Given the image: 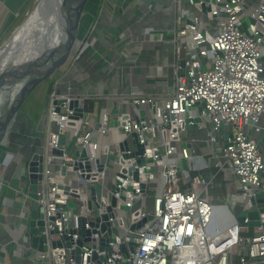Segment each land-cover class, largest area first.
<instances>
[{
  "label": "built area",
  "instance_id": "1",
  "mask_svg": "<svg viewBox=\"0 0 264 264\" xmlns=\"http://www.w3.org/2000/svg\"><path fill=\"white\" fill-rule=\"evenodd\" d=\"M203 6L208 8L205 13ZM175 8L173 93L163 98L130 97L129 104L141 107L144 115L126 111L114 116L126 137L116 147L104 142L112 131L113 112L103 111L98 122L85 117V109L83 118L74 117L73 101H96L97 96L71 94L60 88L49 95V133L40 152L43 163L38 191L45 224L37 235L44 237L47 250L39 251L31 245L32 201L24 168L16 174L20 185L10 197L8 193L4 197L9 217L26 220L20 243L29 252L31 264H91L94 251L101 254L99 249L92 248V242L85 244L89 249L81 263L71 257L79 238V218L89 221L94 212L97 216L108 214L113 198L117 205L113 207L115 217L109 218V222L117 240L109 243L110 254L107 250L102 253L105 260L101 264H232L234 256L239 264H264V215L261 226L255 228L257 233L251 237L242 233L249 229V218L245 227L236 221L223 229L214 226L215 206L190 184H184L186 172L177 167L182 161L190 163L194 159L187 144V139H193H184L181 134L188 128V118L201 117L203 122L198 126L207 129L215 151L231 168L240 190L234 199L244 206V211H251L255 207L252 199L264 192V159L252 134L264 129L260 125L264 116V0H175ZM244 19L253 22L245 27ZM196 103L202 105L201 111L194 107ZM234 129L235 136L225 146L222 136ZM217 131L224 134L217 135ZM67 139L75 141L76 157L68 154ZM129 139L134 149L130 148ZM135 140L141 150L136 148ZM83 152L85 158H81ZM133 155L136 157L130 158ZM13 157L14 154L7 153L4 163ZM131 167L138 171L137 180L129 173ZM151 168L153 173L149 172ZM120 174L124 178H119ZM3 179L0 176V194ZM128 184L132 185V192L126 189ZM191 184L207 183L198 174ZM81 188L86 190L85 195ZM149 191L156 193L151 211L145 204ZM20 193L25 194L26 200L17 207L15 196ZM73 197L80 201L81 208ZM120 203L123 208H119ZM18 208L20 214L14 212ZM148 216L152 219L138 231H130L132 224ZM89 229L92 230L91 225L86 223V230ZM64 234L71 236L72 247L53 249L52 241L60 240ZM129 234L136 237L138 247L134 255L125 259L121 245H128ZM102 237L107 238V232ZM90 238L97 236L91 234Z\"/></svg>",
  "mask_w": 264,
  "mask_h": 264
},
{
  "label": "crops",
  "instance_id": "2",
  "mask_svg": "<svg viewBox=\"0 0 264 264\" xmlns=\"http://www.w3.org/2000/svg\"><path fill=\"white\" fill-rule=\"evenodd\" d=\"M87 5L81 35L79 34L77 54L69 60L66 69L62 68L58 77H55L58 89L60 88L63 92L88 93L98 97L96 101L86 100L85 102V112L87 104L90 107L85 114L88 119L93 118L98 122L103 111L113 112L112 131L104 142L116 147V144L123 142L126 137L118 129L114 116L126 111L144 115L141 107L129 104L130 97L152 95L163 98L173 93L176 78L173 42L176 27L175 0H93ZM19 8L15 9L19 10ZM2 19L0 27L8 28L9 20H5V15ZM46 97L44 112L38 119L37 128L30 122L28 116L21 114L10 129L9 148L12 150L5 152L0 149V156L3 153L5 157L7 153L10 156L14 154L12 161L8 159L9 164L4 163L5 159L0 163V171L5 170L0 172L4 180L13 161L19 159L17 161L20 164L25 163L36 153L42 152L45 147L49 133V122H47L49 95ZM30 106L32 108V105ZM260 125L264 127V116ZM189 130L193 132L188 138L193 140L187 139V144L194 159L190 163L187 161L180 163L182 170L186 172L183 176L184 184H190L196 193L201 194L215 206L214 226L226 228L233 222H238V214L244 211V206L234 199L240 193L236 178L229 165L218 155L209 141L207 129L201 126L198 129ZM198 130L204 131L205 136L195 135ZM252 134L258 142L264 159V129ZM69 141L74 140L67 139L66 143ZM128 142L130 148L134 149L132 140L129 139ZM73 143L72 150L76 152L77 146L75 141ZM226 170L231 172L230 180L225 179ZM16 174L12 176L13 179L16 178ZM198 174L203 175L206 185L191 184L193 177ZM12 178L5 191L9 197L14 193L12 192L14 188L18 187L13 186ZM10 187H12L11 190ZM229 189H234L237 193L234 194ZM258 196L262 200L261 193ZM17 203V207H20L21 202L17 201ZM256 203L252 211L263 209V201ZM18 210L15 209L14 212ZM9 214L8 209L5 213H0L2 216L0 217L2 264H31L29 252L23 249L20 243L23 226L19 230L17 220L11 216L8 217ZM252 228L249 226V229H245L244 235L249 234ZM232 264H239L236 256Z\"/></svg>",
  "mask_w": 264,
  "mask_h": 264
},
{
  "label": "water",
  "instance_id": "3",
  "mask_svg": "<svg viewBox=\"0 0 264 264\" xmlns=\"http://www.w3.org/2000/svg\"><path fill=\"white\" fill-rule=\"evenodd\" d=\"M90 0H40L37 8H41V5L45 3L47 5L48 15H52L54 18V24L52 29L47 32V34H53L55 31L59 33L58 42L56 45H50L48 38H43L42 44L40 47L41 50L36 58L30 60L28 63L20 64L19 66L9 67L6 72L0 74V147L3 150L10 149L6 146H3L4 139L8 138L10 129L12 128L15 120L19 114L23 113V106L28 101L29 96L34 93V90L39 86L47 83L50 79L58 75L59 71L67 65L69 60L76 56L77 50L79 47L78 39L83 24V18L86 14V6ZM209 1V0H204ZM213 2L215 0H212ZM49 2V3H48ZM203 12L205 13L208 8L203 6ZM253 22L251 19H244V26L248 27L249 23ZM51 26V25H50ZM51 28V27H50ZM184 65V62L181 64ZM6 84V85H5ZM84 107L85 101L75 100L71 104V108H76L75 118H83L84 116ZM194 107H197L199 111L202 110V105L196 103ZM143 114V113H142ZM194 121V124L190 122ZM203 122L201 117H196L195 119H187V127L189 129H198V124ZM223 127H221V130ZM237 130L234 129L230 132H226L223 136L225 146H229V140L233 139ZM217 141H220V138L216 137ZM136 148L142 149V147L134 141ZM57 153V152H56ZM85 152L82 153L81 158H85ZM136 157V155L131 156L130 158ZM150 161V159H149ZM42 163L43 155L41 153H36L31 159H27L24 169L27 172V177L29 180L28 186V196L30 197L31 204V214H30V232L33 235L31 240V245L34 249L39 251L47 250V247H44V237L37 236L39 232L44 230V222L41 219V207L39 205V182L42 179ZM89 164V161L87 162ZM138 163V161H137ZM77 169V165H76ZM129 173L138 179V171L131 167L129 168ZM153 168L149 170L150 173H153ZM64 174H66L65 169H63ZM119 178H124V175L120 174ZM118 182H121L119 179ZM62 188V187H60ZM68 188L66 187V190ZM126 189L129 192L133 191L132 185H126ZM93 195V200H96L95 189L91 190ZM75 196V195H72ZM263 196V197H262ZM77 197V196H75ZM260 196H257L255 199H252L253 206H256V202H264V192ZM117 205L116 198H113L112 206L108 208V214L102 216H95L89 221L86 218H79V229L78 234L79 238L76 241V248L71 252V257L77 262H82V256L88 251V247L85 244L92 242V248L99 249L101 254L99 255L94 251L91 264H101L105 258L104 253L108 251L110 254L112 249L109 243H114L117 240L115 232H113L112 225L109 222V218H114L113 207ZM89 207L92 209V200L89 201ZM77 213V211H75ZM264 215L263 209L258 210H245L238 214L237 221L239 223H245L246 219L249 218V226L253 228H258L261 226L260 219ZM152 219L151 216H148L147 219L139 221V223L132 224L130 226L131 232H136L141 228L144 223ZM86 223L91 225V229L86 230ZM100 228V229H99ZM108 237H102L103 233H106ZM91 234H95L97 238H90ZM127 243L121 245V252L124 255V258L127 259L131 255H134L136 252V237L132 234L127 235ZM71 236L64 234L60 240L52 241L51 246L53 249H69L72 246L70 242ZM64 252H62L63 254ZM103 253V254H102ZM58 254V253H57Z\"/></svg>",
  "mask_w": 264,
  "mask_h": 264
},
{
  "label": "rangeland",
  "instance_id": "4",
  "mask_svg": "<svg viewBox=\"0 0 264 264\" xmlns=\"http://www.w3.org/2000/svg\"><path fill=\"white\" fill-rule=\"evenodd\" d=\"M93 0H90L89 3H91ZM40 0H0V22H3V16H6L5 20H9L10 25H7V27H0V38L2 35V38L0 39V52L3 50V48L7 45V43L12 39V37L15 35V33L18 32V30L25 24V22L27 21V19L29 18V16H31V14L33 13V11L35 10V8L38 6ZM19 8V10H16L15 8ZM191 8V7H190ZM86 9H88V5L86 6ZM192 9V8H191ZM193 11V9H192ZM3 15V16H2ZM7 28V31H5ZM68 65V64H67ZM67 65H65L63 68L66 69ZM55 78L50 79L47 83L39 86L38 88H36L34 90V93H32L29 96L28 101L25 103V105L23 106L22 110L23 113L28 116L30 118V122L34 124V126L37 128L39 122L38 119L39 117L42 116L43 112H44V104H45V99L47 98L46 96L51 95L53 92H55L58 89L57 86V81L55 82L54 80ZM52 85L54 86L52 88ZM29 104V105H28ZM35 104V105H34ZM28 105V107H27ZM32 105V108L31 106ZM89 105L87 104L86 106V112H88L89 109ZM21 115V114H19ZM18 118V117H17ZM228 128V126H226ZM189 128H187L185 130V132H183L182 138L185 139V137H189V135L191 134ZM202 134V137H204V131L198 130V132L195 135H199ZM224 132L221 131H217V135H223ZM192 135V134H191ZM190 135V136H191ZM223 137V136H222ZM74 141H69L66 143L67 149H68V154H70L71 156L76 157V152H73L72 148L74 146ZM3 146H6L9 148V136L8 138L4 139L3 142ZM0 149H2V147H0ZM11 151V150H9ZM4 154V153H3ZM2 156H0L1 160L0 163L6 158L5 154ZM5 157V158H4ZM16 159L15 161L12 162V164L9 166V169L7 170V174L5 175V180L3 179V193H2V198H1V194H0V213H5L6 210L8 209L7 206L5 205V191L7 190V187L9 186L10 180L12 178V176L14 175V173H18L21 172L22 169L25 166V163L22 162L20 164V162H18ZM177 167L180 169V171L182 172V167L180 164L177 165ZM116 171L118 170V167L115 168ZM0 171L1 173L4 172ZM22 172H25V169H23ZM2 176V175H0ZM4 178V176H2ZM14 177V176H13ZM225 179L226 180H230L231 179V172L229 170H226L225 173ZM13 186H19L20 181L15 178L13 179ZM18 184V185H17ZM150 186H154V184L150 185ZM230 188V187H229ZM82 190V195L86 194V190L84 188H81ZM230 190V189H229ZM230 192H233L234 194L237 193V191H235L234 189H231ZM149 196L148 198H146L145 200V204L148 207V211H151L152 208V204H153V198L155 193L153 191H149ZM16 201L18 202H24L26 200L25 198V194L20 193L19 195L15 196ZM72 200H74L75 202L79 203V208H81L80 206V201L76 198H71ZM124 204L120 203L119 204V208H123ZM18 210V209H17ZM18 214H20V210L16 211ZM97 215V212H94L93 215L90 217L91 219H93L95 216ZM2 218V216H0ZM9 217V216H8ZM8 219V218H7ZM17 223L19 224V230L22 229V226L25 227L26 220L21 221L20 218H18ZM22 224V225H21ZM241 226L245 227V225L243 223H241ZM245 229L242 231V233L244 234ZM257 233V229L252 228L251 232L248 235L249 237L253 236L254 234ZM236 253V250H235ZM70 256V254H68ZM0 256H1V252H0ZM3 260L0 259V264H2Z\"/></svg>",
  "mask_w": 264,
  "mask_h": 264
},
{
  "label": "bare ground",
  "instance_id": "5",
  "mask_svg": "<svg viewBox=\"0 0 264 264\" xmlns=\"http://www.w3.org/2000/svg\"><path fill=\"white\" fill-rule=\"evenodd\" d=\"M47 5L43 3L41 8L36 7L25 24L0 52V74L6 72L9 67L25 64L36 58L42 48L40 46L43 38L51 39L50 45L57 44L59 33L55 31L52 35L47 34L54 24V17L47 13Z\"/></svg>",
  "mask_w": 264,
  "mask_h": 264
},
{
  "label": "trees",
  "instance_id": "6",
  "mask_svg": "<svg viewBox=\"0 0 264 264\" xmlns=\"http://www.w3.org/2000/svg\"><path fill=\"white\" fill-rule=\"evenodd\" d=\"M56 77H58V76L56 75ZM56 77H55V79H54L55 82H56V80H57ZM53 87H54V86L52 85V88H53ZM2 193H3V191H2ZM2 193H1V198H2ZM0 203H1V202H0Z\"/></svg>",
  "mask_w": 264,
  "mask_h": 264
}]
</instances>
